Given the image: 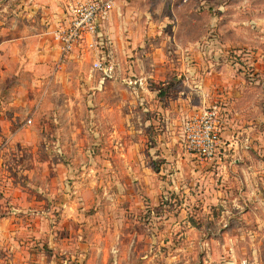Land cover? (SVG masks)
Segmentation results:
<instances>
[{
  "label": "rangeland",
  "instance_id": "obj_1",
  "mask_svg": "<svg viewBox=\"0 0 264 264\" xmlns=\"http://www.w3.org/2000/svg\"><path fill=\"white\" fill-rule=\"evenodd\" d=\"M173 8L169 16L182 24L177 32L182 38L207 41L229 22L239 28L228 35L236 45L228 56L230 63L237 60L235 72L242 73L247 101L255 107L249 117L255 118L256 137L239 155L220 149L213 161H200L184 149V117L170 128L153 125L151 115L148 125L141 124L138 79L89 77L87 65L86 78L76 70L64 82L51 83L54 91L44 97L43 109L0 113L27 120L35 111L31 119L37 129H44L43 118L61 121L52 127L56 138L44 141L38 130L32 133L33 144L26 148L34 150L31 154L20 153L12 141L19 121L9 127L0 121V159L10 182L30 184L38 210L40 198L46 194L48 199L42 221L27 213L32 221L21 224L25 238L32 240L19 261L264 264V0H174ZM7 66L12 71L14 65ZM9 76L0 74V89L9 88L0 102L22 97L9 93L22 86L31 90L33 107L42 103L46 77ZM222 109L217 110L221 115ZM41 159L48 161L47 177ZM44 184L48 192L41 189Z\"/></svg>",
  "mask_w": 264,
  "mask_h": 264
},
{
  "label": "crops",
  "instance_id": "obj_2",
  "mask_svg": "<svg viewBox=\"0 0 264 264\" xmlns=\"http://www.w3.org/2000/svg\"><path fill=\"white\" fill-rule=\"evenodd\" d=\"M82 1L86 0H0V74L10 73L12 78L48 79L41 93L42 103L33 107L32 97H28L31 90L17 86L9 93L22 94V97H11L8 104L0 102V113L5 108L23 110L26 114L36 107L43 109L47 105L43 102L44 97L48 98L54 91L49 88L51 83L64 82L70 75H75L76 70L78 76L82 72L86 78L88 65L89 77L100 73L107 79L116 74L138 79L136 92L141 106L138 119L145 126L151 120L153 125L165 124L170 128L179 124L183 117L186 120L212 106L218 110L223 108V115L220 113L223 119L222 150H231L232 156L239 155L243 147L252 143L256 137L252 128L255 118L249 117V112L255 107L247 101L242 73L237 75L235 72L237 68L233 63L237 60L230 63L228 56L229 50L236 47L228 35H235L239 29L237 25L223 24L218 27L219 33L207 41L205 37L182 38L177 33L182 32V24L173 15L169 16V8L174 9V0H113L109 19L100 32L101 46L97 56L83 46L62 55L59 44L53 40V33L67 20L69 6ZM95 60L103 61L111 71L93 70ZM8 64L14 65L12 71ZM114 67H119L115 69L118 73ZM4 88L0 89V96L9 89ZM12 115L10 118L1 115L0 121L7 123V127L11 121H19L20 128L12 134V141H17L20 153L33 144L35 130L44 141L57 137V130L52 127L61 121L43 118L44 129L39 127V130L34 122L32 125L31 117L35 111L30 112L27 120L22 117L21 120L18 114ZM147 115L152 118L145 121ZM27 152L31 154L34 150ZM44 157L48 158L47 152ZM39 161L47 177L48 161L44 164L42 159ZM4 162L0 159V264H27L17 259L19 254L28 253L31 244L27 240H32V237L25 238L27 229L22 230L21 224L34 214L40 215L42 221L48 214V199L46 194L40 198L38 210V201L30 195L32 186L10 182L3 169ZM43 187L44 192H48L45 184L41 185L42 190ZM27 213L31 215L27 216ZM30 219L28 223L32 221ZM28 226L31 234L32 225ZM61 236L63 242L65 237ZM44 238L48 240V234Z\"/></svg>",
  "mask_w": 264,
  "mask_h": 264
},
{
  "label": "built area",
  "instance_id": "obj_3",
  "mask_svg": "<svg viewBox=\"0 0 264 264\" xmlns=\"http://www.w3.org/2000/svg\"><path fill=\"white\" fill-rule=\"evenodd\" d=\"M112 7L113 0H86L70 5L67 20L53 33V40L59 44L62 55L83 46L97 56L101 46L100 32L109 19ZM92 69L102 73L111 71L101 60H95ZM217 110V107L207 108L182 124L184 149L200 161H213L223 148V119Z\"/></svg>",
  "mask_w": 264,
  "mask_h": 264
}]
</instances>
